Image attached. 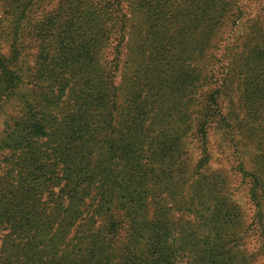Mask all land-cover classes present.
<instances>
[{
    "label": "trees",
    "instance_id": "1",
    "mask_svg": "<svg viewBox=\"0 0 264 264\" xmlns=\"http://www.w3.org/2000/svg\"><path fill=\"white\" fill-rule=\"evenodd\" d=\"M231 6L62 0L37 22L30 70L0 53V264H243L240 209L212 168L208 131L230 129L220 100L226 80L247 81L248 102L264 93L254 84L264 58L246 48L258 20ZM243 22L244 43L228 41ZM223 26L226 75L196 98L194 62ZM12 46L15 60V38ZM240 122L232 129L250 136L254 127ZM259 161L251 171L236 167L264 254Z\"/></svg>",
    "mask_w": 264,
    "mask_h": 264
},
{
    "label": "rangeland",
    "instance_id": "2",
    "mask_svg": "<svg viewBox=\"0 0 264 264\" xmlns=\"http://www.w3.org/2000/svg\"><path fill=\"white\" fill-rule=\"evenodd\" d=\"M62 0H0V53L9 58V66H21L24 70H30L34 64V54L37 51L34 48V38L39 37L40 28L37 24L46 15H48ZM232 4V14L237 17L241 8L244 11V18H253L258 20L259 32L252 35L246 44V48L257 49L260 59L264 58V0H230ZM23 9H25L24 21L17 29L16 24ZM49 16L44 20L48 25ZM47 20V21H46ZM230 19L228 26L232 22ZM249 22H243L239 26L233 27V33L228 41H235L236 45L244 43L242 38ZM223 26L217 35L212 37L206 47L202 57L194 62V67L199 74V86L193 91L196 92V98L204 97L205 91H210L216 87L218 79H223L226 75L227 64L229 63V52L226 40V29ZM230 27V26H229ZM16 39L18 44L17 51L19 55L13 59L12 40ZM22 46L19 45V41ZM240 43V44H239ZM234 44V45H235ZM16 61V64H13ZM233 67V66H232ZM258 75L254 77V84H262L264 87L263 67L257 69ZM205 75V80L201 77ZM247 91V81L238 82L236 79L229 78L224 83V94L221 95L222 110L229 113L230 129L223 126L213 128L208 131V148L210 150V162L213 169H218L225 174L229 191L238 205L241 213L242 236L240 240L241 253L239 260L243 259V264H264V254L260 252L261 237L258 232V222L255 218V207L249 199L247 180H242L237 171V165L243 163L249 171L264 158V93L256 94L255 103L248 102L242 93ZM193 97V93L192 96ZM194 98V97H193ZM224 98V99H223ZM255 105V106H254ZM14 106V103L8 104V108ZM6 107V108H7ZM14 109V108H13ZM251 115L253 118H251ZM3 114L0 112V130L2 128ZM241 121L245 127L252 125L254 131L249 132L250 136L244 137V133L232 129L237 121ZM185 129L186 136L190 134V129L186 130V125L181 126ZM181 128L178 130L181 132ZM228 129V130H227ZM233 130V131H232ZM249 137V138H247ZM195 143L193 139H186L185 147L192 153L196 159L198 150L194 151ZM252 165V168H251ZM261 214L264 223V198H261Z\"/></svg>",
    "mask_w": 264,
    "mask_h": 264
}]
</instances>
